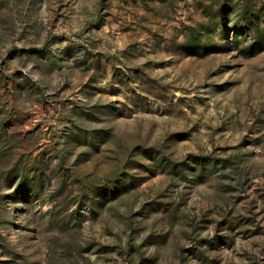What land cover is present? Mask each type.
Segmentation results:
<instances>
[{
    "label": "rangeland",
    "instance_id": "obj_1",
    "mask_svg": "<svg viewBox=\"0 0 264 264\" xmlns=\"http://www.w3.org/2000/svg\"><path fill=\"white\" fill-rule=\"evenodd\" d=\"M0 264H264V0H0Z\"/></svg>",
    "mask_w": 264,
    "mask_h": 264
}]
</instances>
